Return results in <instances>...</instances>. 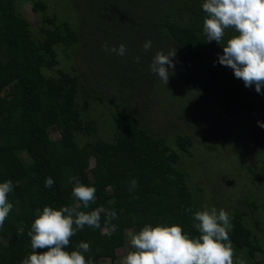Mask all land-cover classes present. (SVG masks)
<instances>
[{"label": "trees", "instance_id": "16d2710c", "mask_svg": "<svg viewBox=\"0 0 264 264\" xmlns=\"http://www.w3.org/2000/svg\"><path fill=\"white\" fill-rule=\"evenodd\" d=\"M22 1L39 14L37 31L23 15ZM60 2L67 14H52L47 0H0V183L13 182L8 195L13 208L0 228V264H21L32 253L28 232L37 209L79 203L72 196V177L96 189L94 202L80 210L99 209L100 227L85 225L70 238L66 251L85 242L90 245L86 260L120 264V248L128 245L134 251L128 231L138 234L149 224H177L195 238L199 233L194 213L207 205L204 189L191 185L183 166L194 142L190 135L179 136L180 150L174 149L169 137L143 124L130 101L137 91L154 86L150 65L156 52L176 51L174 62L182 68L185 86L243 126L264 156V128L258 125L264 124V88L257 93L254 85L245 87L219 64L223 46L205 42L203 35L205 0H88L87 8L79 0ZM83 11L92 20L91 39L105 37L110 48V42L124 44L129 57L102 47L88 53L89 43L72 22L73 15ZM234 35L231 28L224 42ZM146 41H151L148 51L143 50ZM75 48L93 67L114 74L115 84L107 90L97 80L87 91L79 71L58 70L59 49L67 51L70 60L74 53L69 49ZM84 100L89 111L81 107ZM98 107L105 109L104 121L88 114ZM53 132L61 138L52 140ZM93 134L94 140L82 146L81 137ZM47 177L54 180L51 188L45 187ZM238 205L228 214L233 264H263L264 203L254 197ZM112 211L115 218L108 215Z\"/></svg>", "mask_w": 264, "mask_h": 264}, {"label": "clouds", "instance_id": "9594fccd", "mask_svg": "<svg viewBox=\"0 0 264 264\" xmlns=\"http://www.w3.org/2000/svg\"><path fill=\"white\" fill-rule=\"evenodd\" d=\"M202 9L206 14L203 21V35L207 43L216 41L223 46V55L218 62L233 70L234 76L244 82L245 87L255 86L257 93L264 88V0H205ZM234 29L237 35L224 42L225 31ZM151 48V41L143 44V50ZM108 51V45L102 46ZM111 52L124 56L127 47L113 46ZM176 51L165 54L157 51L150 65L151 72L168 84L170 69L175 68ZM137 61L139 57L136 58ZM264 128V124L258 122ZM72 196L79 201L73 206L59 210L45 206L36 210V219L31 224L28 236L31 238L32 253L21 264H94L86 260L84 253L90 245L80 242L74 251H66L70 238L85 225L100 227V210L85 212L95 200L96 189L72 177ZM54 180L47 177L45 187L51 188ZM13 192L11 180L0 183V228L13 208L8 195ZM191 212V208L187 209ZM116 217L115 211L108 213ZM194 228L199 235L195 238L184 233L177 224L171 226L151 224L144 226L138 234H129L134 251L121 260L120 264H233V246L228 230L231 227L229 215L224 209L215 207L194 213ZM37 249H48L37 253Z\"/></svg>", "mask_w": 264, "mask_h": 264}, {"label": "rangeland", "instance_id": "374dc122", "mask_svg": "<svg viewBox=\"0 0 264 264\" xmlns=\"http://www.w3.org/2000/svg\"><path fill=\"white\" fill-rule=\"evenodd\" d=\"M60 1L47 0L52 14H67ZM79 1L85 7L88 0ZM20 5L23 15L37 31L39 14L34 12L30 2L22 1ZM73 5L76 4L73 3ZM91 21L85 11L79 16L76 13L72 19V22L78 25L83 42L87 45L97 42L99 38L93 35L95 38L91 39L89 24ZM227 33H231V28L225 31V35ZM105 40L106 38L102 37L98 40V44L88 45L87 52L93 54L103 46ZM110 43L118 48V44ZM108 48L111 49L109 46ZM69 50V53H74V57L70 60H68L67 51L59 49L58 70L71 74L79 71L87 91L93 89L89 84H95L97 80L107 90L115 84V75L107 74L104 69L93 67L89 58L83 55V51H77L76 48ZM129 54L130 52H126L125 55L129 57ZM176 61L174 62L175 68L170 69L168 84L153 74L154 86L147 85L146 88L137 91L133 101H130L133 109L141 112L143 124L153 133L169 137L176 150H180L179 136H191L194 146L191 154L184 155L186 159L183 166L187 168L191 176V185L197 189H204L203 198L209 208L217 207L218 210L221 208L230 214L239 206L238 204H242L248 198L257 197L261 203H264L263 154L251 142L249 132L243 126L236 125V122L231 121L218 105L207 102L201 93L185 86L184 73ZM114 65L117 67L115 63ZM88 103V100L82 101V109L89 111L91 107ZM104 110L98 107L97 110L88 114L103 117L101 121H104ZM102 134L105 136V132ZM93 135L82 136L81 145L84 146L93 141L95 138ZM51 138L57 141L61 138V134L53 132ZM95 165L96 160L93 159L92 167ZM234 200L237 204L233 202ZM128 233L133 234V231L130 230ZM130 250L128 245L120 248L118 250L119 260L121 261ZM241 262L245 263L244 260ZM102 264H112V261L103 260Z\"/></svg>", "mask_w": 264, "mask_h": 264}]
</instances>
